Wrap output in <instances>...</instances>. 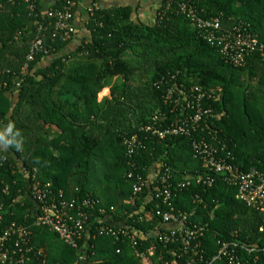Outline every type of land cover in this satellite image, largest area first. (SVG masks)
<instances>
[{"label": "trees", "instance_id": "1", "mask_svg": "<svg viewBox=\"0 0 264 264\" xmlns=\"http://www.w3.org/2000/svg\"><path fill=\"white\" fill-rule=\"evenodd\" d=\"M35 1L40 20L46 10H65L68 1L76 5L69 9L75 32L67 40L53 25L40 29L23 0L0 6L1 228L12 221L29 228L34 248L26 264H75L78 257V251L56 233L33 224L35 202L28 194L34 173L42 183L63 190L67 198L90 194L107 210L115 206L116 221L147 232L159 220L133 222L128 213L134 208L125 203L138 174L147 176L161 164L162 171L170 169L174 182L208 172L193 156L188 137L161 139L142 130L157 114L169 120L180 115L181 107L174 109V102L164 98L175 84L214 92L215 97L201 102L211 111L203 117L200 135L242 171H264L262 51L251 52L244 66L225 62L219 49L179 12V0L154 1L151 20L142 19L139 4ZM191 5L204 18L218 16L222 26L247 28L264 41V0H192ZM39 37L42 48L29 60ZM106 89L109 94L100 98ZM133 135L143 145L128 157L124 141ZM96 171L102 176L97 180L92 178ZM236 194L237 189L218 174L211 185L192 181L173 200L183 210L196 209L191 219L204 223L206 259L216 254L219 239L264 243L261 213ZM137 203L140 206L142 200ZM11 239L12 248L15 236ZM151 241L148 237L146 242ZM88 242V264H162L157 257L141 260L128 244L116 243L111 235ZM165 256L174 264L185 263V257L169 252ZM244 256L251 258V264H264L260 251Z\"/></svg>", "mask_w": 264, "mask_h": 264}, {"label": "built area", "instance_id": "2", "mask_svg": "<svg viewBox=\"0 0 264 264\" xmlns=\"http://www.w3.org/2000/svg\"><path fill=\"white\" fill-rule=\"evenodd\" d=\"M15 1L2 0L0 6H3V2ZM23 1L28 10L35 15L34 23L39 24L40 29L44 30V27L50 28L53 25L55 31L64 33V40L75 32V26L70 22L72 15L69 10L76 5L75 2L68 1L65 10L58 8L44 11L40 20L36 12V1ZM171 1L173 0H167L168 4ZM179 1V12L187 17L192 27L202 31L203 38L208 43L219 49L225 62L237 67L244 66L247 56L255 50L262 51L264 56V41L258 35L240 26L224 27L218 16L202 17L201 12L191 5L192 0ZM95 6L98 7L97 4ZM92 7L87 10L91 11ZM41 45V37L34 40L28 55L29 60H33L35 52L42 48ZM214 94L198 86L187 88L183 82L168 87L164 98L166 102H174V109L177 106L181 107L180 115L169 120L157 114L152 117V122L142 128L143 131L161 139L174 136L188 137L193 156L202 162V167L208 171L206 174L212 173L206 175L198 172L196 175L184 176L183 180L174 182L170 169L167 167L162 171L161 164L160 167L149 170L147 176L138 174L133 182L132 194L125 201L134 210L130 213L126 210L125 214L128 213L133 222H149L156 218L159 221L155 227L146 232L127 222L120 223L113 216L116 214L115 206H110L107 210L99 198L90 194L67 198L63 190L54 189L51 183H42L35 173L31 176L28 194L35 202L33 224L56 233L63 243L75 248L78 251L75 264H88V241L103 234L114 237L118 241L116 243L128 244L133 254L141 260L157 257L162 264H174L166 258L165 252H169L172 257H185L184 264H218L221 261L224 264H251V258L250 260L246 258L244 252L250 257L249 255L260 251L264 257V243L260 245L261 243L255 242L248 245L237 239H219L216 254L211 259H206L201 239L204 236V223L191 219L196 209L186 211L173 203L177 192L192 181L211 185L219 174L228 185L237 189L238 199L261 213L262 223L259 231L264 233V171L257 168L242 171L230 160L220 157L217 145L209 142L205 135H200L204 131L203 117L211 111L210 108L203 107L202 99L215 97ZM124 145L126 154L130 157L143 144L137 135H133L124 141ZM133 166L136 168L135 164ZM132 176L130 173L129 177ZM140 200L142 203L137 206ZM149 205L152 207L148 208ZM2 224L3 217L0 215V262L26 264L30 260L28 254L34 248L30 242L31 231L16 221L1 228ZM13 236L15 241L12 242L14 245L11 248L9 241ZM148 237L152 238L151 242H146ZM171 244L176 247L170 248ZM120 252L121 248H118L117 253Z\"/></svg>", "mask_w": 264, "mask_h": 264}, {"label": "crops", "instance_id": "3", "mask_svg": "<svg viewBox=\"0 0 264 264\" xmlns=\"http://www.w3.org/2000/svg\"><path fill=\"white\" fill-rule=\"evenodd\" d=\"M53 0H43V2L45 3V5L49 2H51ZM117 1H119L120 3H118ZM155 3V2H154ZM101 5L104 6H110V5H122V4H127V5H132V6H136L139 4L140 9L138 11L139 15L142 17V19L146 18V15H149V11H151V8L153 6L150 7H145L141 4L140 0H101L100 1ZM155 7H153L154 9ZM155 10H153L154 12ZM81 37V36H80ZM79 38V37H78ZM107 91H109L108 89H106ZM105 90V91H106ZM103 93V92H102ZM102 98V97H101Z\"/></svg>", "mask_w": 264, "mask_h": 264}, {"label": "rangeland", "instance_id": "4", "mask_svg": "<svg viewBox=\"0 0 264 264\" xmlns=\"http://www.w3.org/2000/svg\"><path fill=\"white\" fill-rule=\"evenodd\" d=\"M154 1H158V0H140V2H141V4L143 5V6H145V7H150V6H153V7H155L156 8V5L157 4H155L154 3ZM118 3H120L119 1H117ZM153 7L151 8V11H149L148 13H149V15H146V18H145V20H151L152 19V17H153V10H155V8L153 9ZM109 94V91H104L103 93H101V95H100V98L102 97H106L107 95ZM102 176H101V174H100V172H98V171H96V172H94L93 173V176H92V178L93 179H99V178H101Z\"/></svg>", "mask_w": 264, "mask_h": 264}]
</instances>
